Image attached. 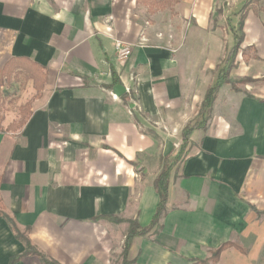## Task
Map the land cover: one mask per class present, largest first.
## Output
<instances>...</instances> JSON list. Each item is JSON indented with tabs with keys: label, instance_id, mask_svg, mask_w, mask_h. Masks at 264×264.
Instances as JSON below:
<instances>
[{
	"label": "crops",
	"instance_id": "crops-1",
	"mask_svg": "<svg viewBox=\"0 0 264 264\" xmlns=\"http://www.w3.org/2000/svg\"><path fill=\"white\" fill-rule=\"evenodd\" d=\"M247 3L0 0V95L22 79L30 103L20 128L0 121V264H43L4 216L57 264H121L129 224L154 218L162 158L177 160L160 230L132 239L128 264H194L224 244L216 264H264V12H245L228 73L252 82L222 85L205 129L181 137Z\"/></svg>",
	"mask_w": 264,
	"mask_h": 264
},
{
	"label": "trees",
	"instance_id": "trees-1",
	"mask_svg": "<svg viewBox=\"0 0 264 264\" xmlns=\"http://www.w3.org/2000/svg\"><path fill=\"white\" fill-rule=\"evenodd\" d=\"M246 9H247V4L243 7V14L240 17V20H239V23L237 26L238 36L235 39V45H234V47L230 53L231 64H230V66H228L226 73H224L222 75L220 74L218 76L216 84L207 90L205 97H204V100L201 104L200 112L201 111L207 112V120L210 119V112H211L213 103L216 99V95L218 93V90L222 85H230L232 90L237 91L238 90L237 85H243V84L252 82V80L246 79V80L239 81L238 83L232 84L228 80V73L232 68H234L232 66L233 65L232 62L235 59V57L237 56V52L240 49V45L242 44V41H243V22L245 19V10ZM218 68H219V66H217L216 70ZM112 76H113V84L114 85L118 84L119 81L115 78V73L113 71H112ZM23 124H24V121L19 123L16 126L10 127V129L20 128ZM205 127H206L205 123L186 126L181 133L182 141L186 142L194 131L204 130ZM161 163H162V169H161L160 173L157 175V177L155 178L154 183H153L154 189H155V191L158 195V198H159V203L157 205L154 218H153L152 223L148 229H141L136 222H131L129 224V231L125 237L123 250H122V253L120 256L121 261H122L121 264H128L127 253H128L129 247L131 245V241L134 237L143 236L147 233V231H149L153 228H155L156 232L160 230L159 220L161 219V217L165 213V204H166L167 192H168V180L170 177V170H171V166H170V163L168 162L167 158H162ZM0 216H1V214H0ZM4 218L10 224V226H11L10 228L12 229V231H14L16 233V238L24 241V243L26 245V251L24 253V256L30 255V256L38 257L43 264H57L55 261L48 259L45 255L37 252L33 247H31L29 241L25 237L18 234V231L16 230V228L12 224V222L6 216H4ZM107 219L109 221H112L111 218H107ZM230 247H232L231 244H224L218 250H216L215 252H213L211 254V257L209 260H207V261H195L194 264H208L210 262L212 264H216L219 260L220 254L224 250H226Z\"/></svg>",
	"mask_w": 264,
	"mask_h": 264
},
{
	"label": "rangeland",
	"instance_id": "rangeland-1",
	"mask_svg": "<svg viewBox=\"0 0 264 264\" xmlns=\"http://www.w3.org/2000/svg\"><path fill=\"white\" fill-rule=\"evenodd\" d=\"M140 1H142L143 4L151 3V6L154 8H159L162 5L172 6L176 2V0H140ZM248 11H253L254 13L264 12V0H248L247 9L245 10V12H248ZM232 49H233V47L227 51L226 59L222 60L220 65H218L219 68L216 70L218 73V76L220 74L222 75V74L226 73L228 66H230V64H231L230 53H231ZM240 53L241 52L239 49L237 52V56L235 57V59L232 62V64H233L232 66L235 69H237L236 58H239ZM243 53L247 57L253 56V54H254L252 50H245ZM40 75L42 77L43 74L40 73ZM42 81H43V79L41 78V82ZM10 82H12V84H15V85H13L15 87H13L12 95L9 94L8 97L0 95V121H2L4 119L5 113L7 112L8 113L7 116H10V117L15 119L16 123L14 124V126H16L19 123L25 121L30 114V111H29V104L30 103H28L29 102V99H28L29 95L27 93L25 80L15 79V80H10ZM22 92H24V93L22 94ZM136 120H137V117H136ZM204 120L205 121L207 120V112L201 111L200 115L198 116L197 120L195 121V124L206 123ZM180 147H181V145H180ZM181 157L178 160H181ZM176 160L177 159L168 160V162L170 163V166ZM119 261H118V263L117 262H114V263L119 264Z\"/></svg>",
	"mask_w": 264,
	"mask_h": 264
},
{
	"label": "built area",
	"instance_id": "built-area-1",
	"mask_svg": "<svg viewBox=\"0 0 264 264\" xmlns=\"http://www.w3.org/2000/svg\"><path fill=\"white\" fill-rule=\"evenodd\" d=\"M119 58L122 60H126L131 55V50L127 47H124L118 52Z\"/></svg>",
	"mask_w": 264,
	"mask_h": 264
},
{
	"label": "water",
	"instance_id": "water-1",
	"mask_svg": "<svg viewBox=\"0 0 264 264\" xmlns=\"http://www.w3.org/2000/svg\"><path fill=\"white\" fill-rule=\"evenodd\" d=\"M114 92L118 97H121L125 94V89L122 86H116Z\"/></svg>",
	"mask_w": 264,
	"mask_h": 264
}]
</instances>
